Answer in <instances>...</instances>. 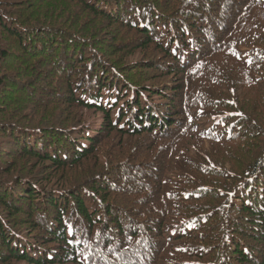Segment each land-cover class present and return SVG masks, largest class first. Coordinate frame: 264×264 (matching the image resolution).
<instances>
[{
  "label": "trees",
  "instance_id": "trees-1",
  "mask_svg": "<svg viewBox=\"0 0 264 264\" xmlns=\"http://www.w3.org/2000/svg\"><path fill=\"white\" fill-rule=\"evenodd\" d=\"M0 96V264H264V0H0Z\"/></svg>",
  "mask_w": 264,
  "mask_h": 264
},
{
  "label": "rangeland",
  "instance_id": "rangeland-1",
  "mask_svg": "<svg viewBox=\"0 0 264 264\" xmlns=\"http://www.w3.org/2000/svg\"><path fill=\"white\" fill-rule=\"evenodd\" d=\"M11 64V63H10ZM1 97V96H0ZM0 106H2V109H0V111H2V112H7V110H10L11 108H10V106H5V103H1L0 104ZM11 106H12V109H14V108H18V105L16 106V104L15 103H12L11 104ZM19 107H20V105H19ZM27 115H25V117H27V116H30L31 118H30V120L33 118V120L36 118V113L34 112V111H27V113H26ZM3 115H0V117H2ZM19 117V116H18ZM25 117H20V118H22L25 122H27V123H30L31 121L30 120H28V119H26ZM18 119V118H17ZM11 147V146H10ZM10 147H8V149H10ZM7 149V150H8Z\"/></svg>",
  "mask_w": 264,
  "mask_h": 264
}]
</instances>
